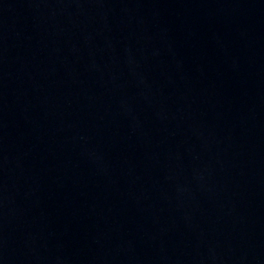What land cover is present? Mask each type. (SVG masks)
Listing matches in <instances>:
<instances>
[{
  "label": "water",
  "instance_id": "water-1",
  "mask_svg": "<svg viewBox=\"0 0 264 264\" xmlns=\"http://www.w3.org/2000/svg\"><path fill=\"white\" fill-rule=\"evenodd\" d=\"M0 264H264V0H74L1 37Z\"/></svg>",
  "mask_w": 264,
  "mask_h": 264
}]
</instances>
